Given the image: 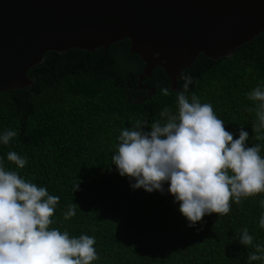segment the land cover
Here are the masks:
<instances>
[{"label": "trees", "instance_id": "trees-1", "mask_svg": "<svg viewBox=\"0 0 264 264\" xmlns=\"http://www.w3.org/2000/svg\"><path fill=\"white\" fill-rule=\"evenodd\" d=\"M144 67L130 53L128 39L108 49L48 52L28 73L32 86L0 93V133H17L0 144L6 170L60 198L49 227L70 237H95L98 259L91 264H247L254 245L264 244L259 228L264 193L230 202L227 215H205L190 228L167 184L163 195L133 190L112 164L122 129L139 122L149 131L162 110H178L177 93L185 81L172 90L164 70L156 68L139 83ZM181 74L193 78L189 98L194 93L210 103L234 139L242 127L249 133L247 146L259 144L264 157V138L253 131L259 101L247 98L264 84V33L229 57L202 54ZM161 87L169 95H162ZM10 151L26 158L23 168L7 160ZM73 203L79 205L76 215L65 220ZM244 228L253 236L251 246L237 238Z\"/></svg>", "mask_w": 264, "mask_h": 264}, {"label": "clouds", "instance_id": "clouds-1", "mask_svg": "<svg viewBox=\"0 0 264 264\" xmlns=\"http://www.w3.org/2000/svg\"><path fill=\"white\" fill-rule=\"evenodd\" d=\"M181 79L185 82L177 93V112L162 110L161 119L149 131L139 122L132 129H122L112 164L121 177L129 179L133 190L163 195L167 184L173 203L179 205L188 227L194 228L205 215H227L230 202L239 204L243 198L264 193V157L259 144L247 146L249 133L242 127L234 139L210 103H201L194 93L189 98L191 76L181 74ZM159 91L167 96L170 90L161 87ZM247 98L259 101L253 131L261 134L257 139L264 138V84ZM16 135L10 129L0 133V144H9ZM7 160L18 168L27 162L14 151L7 153ZM59 199L45 187L6 170L0 158V264H91L98 259L95 237H70L67 231L49 227ZM259 204L264 209V198ZM78 206H68L65 220L76 215ZM259 228L264 229V212ZM237 238L242 245H253L247 228ZM254 248L247 264L264 261V244Z\"/></svg>", "mask_w": 264, "mask_h": 264}, {"label": "water", "instance_id": "water-1", "mask_svg": "<svg viewBox=\"0 0 264 264\" xmlns=\"http://www.w3.org/2000/svg\"><path fill=\"white\" fill-rule=\"evenodd\" d=\"M264 33V0H0V93L34 84L48 52L108 49L125 39L178 87L200 55L217 60Z\"/></svg>", "mask_w": 264, "mask_h": 264}]
</instances>
